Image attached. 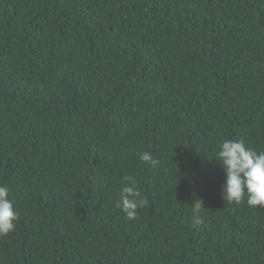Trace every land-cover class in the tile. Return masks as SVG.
Returning a JSON list of instances; mask_svg holds the SVG:
<instances>
[{"label":"trees","instance_id":"16d2710c","mask_svg":"<svg viewBox=\"0 0 264 264\" xmlns=\"http://www.w3.org/2000/svg\"><path fill=\"white\" fill-rule=\"evenodd\" d=\"M224 140L264 151V0H0V264H264Z\"/></svg>","mask_w":264,"mask_h":264},{"label":"clouds","instance_id":"9594fccd","mask_svg":"<svg viewBox=\"0 0 264 264\" xmlns=\"http://www.w3.org/2000/svg\"><path fill=\"white\" fill-rule=\"evenodd\" d=\"M220 165L225 173V183L222 186V199L229 202L240 203L247 195L249 206L264 207V151L246 147L243 140H224L217 153ZM140 159L155 166L159 161L152 158L151 154L144 152ZM129 183L120 191V200L117 207L129 219H134L137 210L147 204L136 186V180L132 176L124 177ZM194 213L203 210V201L196 199L192 206ZM18 219L14 205L9 199V189L0 185V236L7 235L15 229V221ZM196 223L201 220L194 216Z\"/></svg>","mask_w":264,"mask_h":264}]
</instances>
